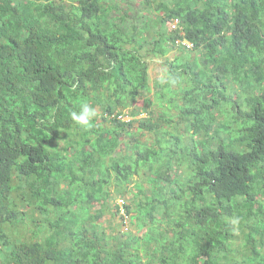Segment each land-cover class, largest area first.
Returning <instances> with one entry per match:
<instances>
[{
    "label": "trees",
    "instance_id": "1",
    "mask_svg": "<svg viewBox=\"0 0 264 264\" xmlns=\"http://www.w3.org/2000/svg\"><path fill=\"white\" fill-rule=\"evenodd\" d=\"M0 264H264V0H0Z\"/></svg>",
    "mask_w": 264,
    "mask_h": 264
},
{
    "label": "rangeland",
    "instance_id": "2",
    "mask_svg": "<svg viewBox=\"0 0 264 264\" xmlns=\"http://www.w3.org/2000/svg\"><path fill=\"white\" fill-rule=\"evenodd\" d=\"M154 11L155 12H153L150 15V20L148 21V24H149L148 33L149 34L152 33L153 30L158 29V27H157L158 23L156 22V20H157L158 15H160V12H158L157 8H155ZM153 34L154 33H152V35ZM175 55H176V53L172 52L169 54V57L171 59H174ZM165 61H166L165 58H152V60H150L149 73H150L152 85L156 79L162 78L166 75L167 66L165 65ZM141 116H146V114H143ZM129 119L131 120V118H129ZM132 130L139 132V128L136 126L134 128H132ZM150 136L151 135L145 136L144 140H147ZM63 146H64V144H63V142H61V147H63ZM117 198H118V196L115 195L114 196L115 201L114 200L105 201L103 199L94 201V207L98 208L101 211V218L102 219L100 220V224H102V226H104V231H102V233L105 234L106 240L109 242V244L112 247H115L117 245L119 238L121 240L127 239L128 238L127 234L131 233V234H137L140 236H143V234H144V230L139 231V229L136 227V224L133 223L135 221V219L133 220V222H132V219L130 220L128 230H126V227L122 225L123 218H121L120 214H117V212H116V205L118 203H121L122 201L119 199L117 200ZM28 208L29 207L26 206L25 208H22V211H25ZM39 216H40V214H39ZM25 229H26V231H30L31 229H35V230L39 231L41 236L44 235V232H42L43 229L40 228L38 225L33 224V223H31L27 226L19 225L18 227L14 228V230H17L18 232H21V233ZM27 234H28L27 235L28 239L33 240L35 238V235L32 234V232L31 233L28 232Z\"/></svg>",
    "mask_w": 264,
    "mask_h": 264
},
{
    "label": "clouds",
    "instance_id": "3",
    "mask_svg": "<svg viewBox=\"0 0 264 264\" xmlns=\"http://www.w3.org/2000/svg\"><path fill=\"white\" fill-rule=\"evenodd\" d=\"M94 115H95L94 110H93L91 107H89L88 105H84V106L82 107V110H81V112H80L79 114H77V113H75V112L72 113V119H73L74 121L78 122V123L81 124V125H88L90 118L93 117ZM127 117H128V116H127ZM128 118H130V117H128ZM129 120H130V119H129ZM127 121H128V120H127ZM119 209H120V213H118V214H120V216H121V218H122V215H121V208L119 207ZM129 217H130V216H129ZM131 219H132V218H131ZM129 221H130V220H129ZM122 225L124 226L123 221H122Z\"/></svg>",
    "mask_w": 264,
    "mask_h": 264
},
{
    "label": "built area",
    "instance_id": "4",
    "mask_svg": "<svg viewBox=\"0 0 264 264\" xmlns=\"http://www.w3.org/2000/svg\"><path fill=\"white\" fill-rule=\"evenodd\" d=\"M180 23V21H179V19H175L174 21H173V27L175 28L176 26H178V24ZM181 41H178V43H180ZM182 43L184 44V45H186L188 48H192L193 47V44L192 43H189V42H187V41H182ZM120 117V119H123V120H129V118L127 117V116H123V115H120L119 116ZM122 202L121 203H118V205H120V208H121V215H122V218H123V223H124V226L126 227V230H128L129 228V224H130V221L129 220H131V218L129 217V215L127 214V212H126V210H125V208H124V204H125V202H124V200L123 199H120Z\"/></svg>",
    "mask_w": 264,
    "mask_h": 264
}]
</instances>
